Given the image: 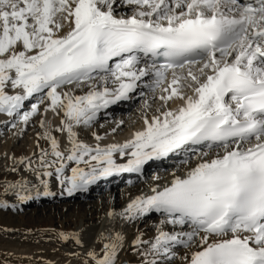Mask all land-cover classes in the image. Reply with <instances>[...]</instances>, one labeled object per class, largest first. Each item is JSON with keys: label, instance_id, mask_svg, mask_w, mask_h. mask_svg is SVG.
<instances>
[{"label": "snow or ice", "instance_id": "snow-or-ice-1", "mask_svg": "<svg viewBox=\"0 0 264 264\" xmlns=\"http://www.w3.org/2000/svg\"><path fill=\"white\" fill-rule=\"evenodd\" d=\"M137 89L160 102L149 117L144 100L143 130L122 144L101 146L95 132L94 146L79 138L77 129ZM41 105L61 117L54 131L67 146L46 128L39 138L49 149L18 160L36 182H7L5 195L53 197L55 180L71 197L182 156L196 160L183 176L107 213L126 223L162 217L154 237L138 231L131 241L139 264H264V0H0V115L27 124ZM58 235L83 247L79 233ZM96 242L99 250L73 253L81 264H122L121 231ZM179 248L188 251L178 257Z\"/></svg>", "mask_w": 264, "mask_h": 264}, {"label": "rangeland", "instance_id": "rangeland-1", "mask_svg": "<svg viewBox=\"0 0 264 264\" xmlns=\"http://www.w3.org/2000/svg\"><path fill=\"white\" fill-rule=\"evenodd\" d=\"M125 11H127L130 14L129 9H125ZM109 87H114V85L110 84ZM140 91L141 89H137L136 92L131 93L130 95L132 96V99L120 101L117 103L118 105L122 104L125 107H127V112L130 114L129 119L135 120L139 118L142 113H145V107H144L145 99L149 101V103L152 105L151 107L153 108L157 107V104L160 103L159 101L153 102V94L149 92L147 89H143L145 93L144 96L139 95ZM33 102L35 101H29L28 103H26L24 106V110H28L30 108L29 106ZM43 107L44 106L41 105L40 113L32 117L31 120L28 122V124H23L19 122L18 119H14L15 121L14 123L16 124L15 127L12 126V123H9L6 126V128L0 129V169L2 167H3L2 169H10L14 167L17 168L18 171L15 174L17 175L18 179H20L23 176L29 180L32 181L35 180L34 175L31 172H25L23 170V166L18 164V160L21 157H25V156H20L16 158L9 151H5L3 149L4 148L3 146L6 147L7 142L10 141L11 146L19 147L22 143H25V141L28 142L32 140L33 136L36 137L35 134L39 132L40 134H43L46 128L39 127L42 118ZM114 119L116 118L114 117ZM111 121H113V118H103L99 121H95L91 127H81L77 129V131L80 133L85 131V133L88 135L91 134V132L94 131L95 129L98 130L102 129L103 132H105L108 126L112 124ZM127 123L129 124V122ZM35 125H37L36 128H39L38 130L34 128ZM31 126L34 127L31 128ZM28 134L30 135V137H28L29 136ZM34 144L36 145V142ZM39 149H49L48 141L41 139L39 143ZM37 154L39 155V152ZM38 155L32 158L36 159ZM167 160L169 164L166 163L167 165L165 168L168 170H164L162 172L150 171L148 174L145 173L143 180H139L130 185H128L125 180L123 181V179L122 182L116 183L114 189H116V192H118V198H117L118 201H116L117 206L121 208L124 202H126L130 196V195H125L122 197V195L120 194L121 192L127 189L136 188L137 186L143 185L146 187L149 186L150 184H159L161 183V181H163L166 178L167 176L166 174L167 172H169V170L172 171L173 168L179 169L180 168L179 166L184 165L181 162L175 163L176 159L174 158H167ZM156 178L159 180H157ZM10 180H11L10 177L4 178L3 181L0 180V200H6L7 203L10 205V207L7 208H0V235L1 234H4L5 236L11 234L16 235L18 232H21L23 234L24 232L29 231L28 233H30L34 237L37 236L36 239L38 238L39 239L37 240L38 243L34 242L35 244L34 243H32L31 245L23 244L20 246L19 245L9 246V245H5L3 242H0V264H39V263L50 264V262L53 260V252L62 253L66 263H69L74 257H77V255H73V253L76 254L78 253L79 255L83 256L84 252L88 248H91L93 246H95L97 250H99V246H100L99 243L92 240L94 236H95L94 240H96L97 237L95 234H93V232L90 231V229L93 225H97L99 223V221L102 219L104 214L101 212L97 216V220H89L88 213H89L90 204L88 203H93L97 201L98 199H100L99 197H101V195L106 196L107 195L106 189H102L100 190V192L99 191L92 192L90 193V195H87L84 199H80V200L79 199L66 200V199L58 198L56 196L40 197L42 198V200H40V203H38L40 199L38 198L30 201V203L35 202L34 204L28 205L29 202H27L26 203L27 205H24L25 203H20L14 196L5 195L3 193V186L7 182H11ZM82 201H83V205L82 204L80 205L79 203ZM58 205H62V208H59V210L52 209V207ZM83 207L85 210V213L83 212L84 214L82 213L81 210ZM102 211L104 212V210ZM161 219L162 217L160 215L152 213L149 216L142 219L141 221H138L137 223L124 224L125 226L123 227L124 228L123 232L124 234H126L125 237L129 238L128 239L129 241H132L139 231L144 233V239H151L156 234L155 225L159 224ZM165 230H170V226L165 228ZM60 232L79 233L84 246L81 247L77 245L74 240H69V241L59 240L60 238L58 234ZM28 248L31 250V252L25 254V252L23 251L24 249L27 250ZM182 250H186V249L179 248L177 249V252L179 253ZM123 256L124 254L121 255V258ZM179 256H181V254H178V257ZM133 258L134 257L130 256L129 261L126 260V258L124 259L122 258L120 261L121 262L125 261L127 264H139V257L135 258V261H133L134 260ZM179 261L180 259H177L175 262L177 264H181V261L180 262Z\"/></svg>", "mask_w": 264, "mask_h": 264}, {"label": "bare ground", "instance_id": "bare-ground-1", "mask_svg": "<svg viewBox=\"0 0 264 264\" xmlns=\"http://www.w3.org/2000/svg\"><path fill=\"white\" fill-rule=\"evenodd\" d=\"M86 91H87V88L83 89V92H86ZM83 92L81 90H79V89L77 90V94H83ZM45 103H47V101H45ZM126 106H128V105H126ZM174 106L175 105H173V104L169 105V107H174ZM155 108L151 107V108L148 109L147 114H148L149 117H151V115L154 113ZM144 114L145 113H142L140 115V117L135 119V120L134 119H129L130 118V114L127 112V107H125L122 104L121 105L117 104L113 108H109L107 110V112L101 111L98 114V119L96 121H99V120H101L103 118H113V121H111L112 124L110 126H108V128H107V130H105V132H103L102 129L101 130L95 129L94 131L91 132V134L88 135V134L85 133V131H83L81 133L79 132V138L81 140H83L85 143H88V144L94 146L97 143V141H95L92 133L95 132V133L99 134L100 136L104 137V139L99 142L101 144V146H105V145L111 144V143H120V144H122L125 141L130 140L132 138L134 132L143 130V128H144V123H143ZM114 117L116 119H114ZM60 119H61L60 116H56L55 114H53L51 112H48V113L42 112L41 120L45 121L44 128L49 129L51 134L53 136H55L61 142V148L63 149L64 147L67 146L66 135L54 131L55 127L59 126ZM10 120L12 122H15L14 118H9L6 115H0V129L6 128V126L9 124ZM121 121L123 123L119 124V126H118V123L121 122ZM127 122H129V124ZM33 127L34 126H31V128H33ZM36 127H37V125H35L34 128L38 130L39 128H36ZM39 127H41V125ZM114 128L116 129L115 132L112 131ZM40 135H42V134H40V132L35 134L36 137L33 136L32 140H30L28 142L25 141V143H22L19 147L18 146H16V147L11 146L10 145L11 142L8 141L6 147L3 146L4 147L3 149L5 151H9L16 158H18L20 156L36 157L38 155L37 153L40 151V149L38 147L39 143H40V140L42 139V138H39ZM28 137H30V135ZM35 142H36V145L34 144ZM115 158L117 159V162H126V160H121L118 156H116ZM167 158L176 159L175 163L176 162H181V160L183 159L182 156H178V155H169V157H167ZM167 158H164V159H161V160L149 161L147 164L144 165V167H143V169H142V171L140 173H132L131 174L130 177L132 179L127 184L130 185V184L135 183V182H137L139 180H143L145 173L148 174L150 171L162 172L164 170H168V169L165 168L166 165L169 164ZM195 163H196V160H192L191 164H189V165L184 164L183 166H179L180 167L179 169L173 168L172 171L169 170V172H167V174H166L167 175L166 178L163 181H161V179H160L161 183H159V184H150L149 186H146L147 188L145 186H143V185L142 186H137L136 188L127 189V190L121 192L120 194L122 195V197L125 196V195L132 196L131 198H129L127 200L125 205H122L121 208H119L117 206V203H116V201H118L117 200L118 192H116V189H114V186H115L116 183L122 182L121 175H123L125 173H121L118 176H112V177H109V178H106V179H101L96 184L91 185L90 188H89V191L83 192V193H76V194H74L71 197L67 196L66 194H64V195L60 194V187L57 185L55 180H52V182L50 184V187H51V190L56 193V195H55L56 197L61 198V199H66V200H70V199L71 200H73V199H75V200L76 199H79V200L80 199H84L87 195H90V193H92V192H98V191L100 192V190L106 189L107 190V195L106 196L101 195V197H99L100 199H98L97 201H95L93 203H88V204H90L89 205V213H88L89 214V220H97V216L101 212L104 214L102 219L99 221V223L97 225H93L91 227L90 231L93 232V234H95L96 237L98 236L99 233L105 231L106 229H110V230H114V231H121L124 234V232H123V229H124L123 227L125 226L124 224H130V223L124 222L120 217H116L115 219L109 218L107 213L109 211H114V212L122 211L123 208L126 207V205L131 200H133L135 197H137V196H140V195H145V196L151 195L152 194L151 190L154 187H159V188L162 189L163 186H165L167 183L171 182V180L174 178V174L176 176H183L185 174V172L188 170V168L191 167V166H194ZM2 168L0 169V180L3 181V179L6 178V177L7 178L10 177L11 178V180H10L11 182H15L16 180H18L17 175L15 174L16 172L11 171L12 168H10V169H2ZM163 177H165V176H163ZM157 180H159V179H157ZM157 180H155V181H157ZM35 182L36 181L34 180L33 183H35ZM152 182H150V183H152ZM40 200H42V198L39 199L38 203H40ZM34 203L35 202L30 203V201H29L28 205H30V204L32 205ZM79 204L83 205V201L80 202ZM24 205H27V204L25 203ZM59 208H62V205H58V206L52 207V209H55V210H59ZM81 210H82V213L83 212L85 213L84 207ZM102 210H104V212ZM137 222L138 221L133 222V223H137ZM167 227H169V226H166V228ZM28 232H24L23 234L21 232H18L16 235L15 234L14 235L11 234V235H7V236H5L4 234H1L0 235V242H3L5 245H9V246H12V245H15V246L19 245L20 246V245H23V244L31 245L32 243L37 242V240L39 238L36 239L37 236L34 237ZM26 233H28V234H26ZM22 235H25V236H22ZM124 236H126V234H124ZM94 239H95V236L93 237L92 240L95 241ZM128 239L129 238L125 237V240H126L125 249L126 250L120 254V260L122 258L123 259L126 258V260L129 261L130 260V256H131V257H134L133 261H135V258H137L138 256L131 250V241H129ZM59 240H61V239H59ZM35 247H37V246H35ZM44 250H46V249H44ZM186 251H188V250H182L178 254H181V256H182V255H184V253ZM23 252H25V254H26V253H30L31 250L28 248L27 250L24 249ZM122 254H124V256L121 258ZM79 257H82V256L79 255ZM175 263L176 262H174V264ZM50 264H81V259L78 258V256H77V257H74L71 260V262L66 263L62 253L53 252V260L50 262Z\"/></svg>", "mask_w": 264, "mask_h": 264}, {"label": "water", "instance_id": "water-1", "mask_svg": "<svg viewBox=\"0 0 264 264\" xmlns=\"http://www.w3.org/2000/svg\"><path fill=\"white\" fill-rule=\"evenodd\" d=\"M122 264H126V262H122Z\"/></svg>", "mask_w": 264, "mask_h": 264}]
</instances>
